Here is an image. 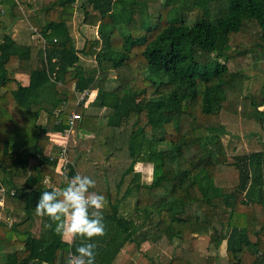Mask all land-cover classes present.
<instances>
[{
	"label": "trees",
	"instance_id": "16d2710c",
	"mask_svg": "<svg viewBox=\"0 0 264 264\" xmlns=\"http://www.w3.org/2000/svg\"><path fill=\"white\" fill-rule=\"evenodd\" d=\"M77 8L82 24L96 29L80 48L68 29ZM21 11L43 44L20 45L10 24L2 29L0 186L22 210L16 222L9 224V210L0 221V250L11 251L3 262L68 264L83 238L63 242L56 222L41 216L51 227L37 240L30 221L40 192L81 174L96 181L91 191L107 201L100 209L104 234L89 238L94 264H113L121 249L149 239L180 247L198 237L216 249L225 241L227 264H264V149L229 163L220 123L223 112L240 114L264 134V83L257 95L242 92L246 72L264 63V0H0V16L12 23L23 19ZM88 59L91 70L82 65ZM112 73L116 85L109 87ZM70 112L79 116L73 127ZM41 114L52 123L51 139L37 123ZM70 129L90 138L66 147L60 170L47 149L56 142L52 130ZM137 163L150 164L152 175L148 183H132L133 219L120 210L132 193L131 186L123 189L125 179ZM230 167L235 183L227 190L216 180ZM255 206L262 213L256 222ZM196 263L202 264H187Z\"/></svg>",
	"mask_w": 264,
	"mask_h": 264
},
{
	"label": "rangeland",
	"instance_id": "374dc122",
	"mask_svg": "<svg viewBox=\"0 0 264 264\" xmlns=\"http://www.w3.org/2000/svg\"><path fill=\"white\" fill-rule=\"evenodd\" d=\"M50 1H54V0H44V4ZM89 12L91 13V11ZM20 14L23 17V19H18L14 21L13 23L11 22L12 20L9 18V16H5L4 14H3L4 15L3 17L0 16V22L2 24L0 25V42L3 36L2 29L4 25L8 24L9 26L10 24L9 34L12 36L13 39H15L16 42L20 44L22 43V44L32 46V48H35V49L41 48L43 43L40 38V34H38L36 26L33 25V23H30L28 21L29 17L25 16L22 11ZM81 21H82V15L80 14L77 8L76 13L74 14L71 22L68 23V29H69L71 36L75 40V43L78 48L82 46L84 40H90L96 37L95 27L87 26V25L85 26L84 24H82ZM15 34H17L16 37L14 36ZM82 65H83V68L86 70H91L92 68H94V62L91 59H88L85 62L83 61ZM246 74H248V76L250 77V80L242 84L243 94L251 92V94L257 95L261 85L264 83V63L256 64L252 69L247 71ZM112 75L114 74L112 73L109 76V80L107 81L109 87H113L116 85L115 76H112ZM25 76L26 75L24 74H19V75H16V78L20 80L21 84H26L23 81V78H25ZM3 92L4 91L1 89L0 95ZM244 108L246 110L245 112L246 114L250 112L249 106H245V107L239 106L238 110L240 109L243 110ZM7 112H9L10 116L14 117L13 111L8 109ZM70 113H73V112H70ZM45 117L46 116H44V118L43 116H40L37 123L43 127L45 125H48L49 126L47 127L48 135H50L49 132L51 131L50 126L52 123L50 122L49 119H47V117L46 118ZM0 119L3 122L1 117ZM16 120L18 119L16 118ZM220 123L224 126L225 132H226L221 137V140H222L223 145L226 148V153L228 156L229 163H231V160L233 159L234 156L246 154L251 151H261L262 148L264 149V145H263L264 134L260 133L259 127L257 123L254 122V120L244 118L240 114L235 115V114L223 112L220 117ZM11 129H14V126H11ZM48 138H50V136H48ZM217 177L218 179L216 180V184L219 187L227 189L229 186L235 183V170L231 167L223 168V171L221 170V172L217 174ZM0 182H1V177H0ZM229 189L230 187L227 190ZM6 207L9 208L8 210L12 212L13 214L12 218L9 221V224H10L12 221H14V204L12 203V201H10L9 198H6V200L4 201L3 209H0V221L7 219L6 212L4 211ZM252 215H253V221L255 222L258 221L262 217L261 208L255 206L253 208ZM189 240L190 239L187 238L185 240L187 242H185L184 245L180 248L181 250L178 252H175L173 256L169 252H166L167 255H165V258L163 260H159L158 262H160V264H170L169 262L171 261L173 264H187L191 260L194 259V263L201 261V263L204 264L203 262L205 258L204 254L194 252V250H193L194 252L193 254L191 255L189 254L188 250H190L191 248L195 249L194 242H191V244H189L188 243Z\"/></svg>",
	"mask_w": 264,
	"mask_h": 264
},
{
	"label": "crops",
	"instance_id": "0c3cea01",
	"mask_svg": "<svg viewBox=\"0 0 264 264\" xmlns=\"http://www.w3.org/2000/svg\"><path fill=\"white\" fill-rule=\"evenodd\" d=\"M15 37L17 34L14 35ZM32 39V38H31ZM15 40V39H14ZM18 43V42H16ZM20 44V43H18ZM20 45H23L22 43ZM26 45V44H25ZM18 79V78H17ZM19 80V79H18ZM20 81V80H19ZM24 83H26V78H23ZM25 85V84H24ZM82 97V96H81ZM79 97V99L81 98ZM93 97L90 96L89 100ZM88 100V101H89ZM100 114L103 112H99ZM44 118V114L41 115ZM46 118V117H45ZM43 124V123H42ZM49 127L48 125H45V128L47 129ZM52 129V125L50 126ZM48 131V129H47ZM53 135L56 137L55 143L51 142L49 144V147L47 149L48 154L56 157L57 159V166H61L63 164V159H61V151L62 148L68 147V145H72L73 147L78 143L81 139H87L90 138V136H83L81 134L76 133L75 129H70L64 133H56L52 130ZM47 136L48 133H47ZM51 139V138H50ZM57 167V168H58ZM59 170H55V173H58ZM137 176V177H134ZM152 175V166L150 164L146 163H137L134 167V174L126 177L125 184L123 186V189H126L127 187H130L131 189V195L124 201L126 206L120 210L121 215H123L126 218H133L135 217L134 209H135V198L137 196V191L134 188H132L133 182H139L142 183H148L151 180ZM132 180V182H131ZM131 182V184H130ZM43 185L46 187H50L49 180L43 182ZM9 208L6 207L4 210L5 212ZM22 216V210H21V203H14V222L17 221V219ZM211 223H216L215 218H210L208 220ZM67 217H65V224H67ZM30 232L31 237L34 239H39L42 235H45V231L47 228H45L44 225H42L41 216L37 215L36 212L32 214V220L30 221ZM141 240V239H140ZM62 241L67 244H72L74 241V236L65 231L62 236ZM191 242H194V248H191L190 250H194V252L202 253L205 255V258L207 262L205 264H227V257H226V242H222L220 246L216 249L212 245L208 243L207 238L205 237H198L195 240H189V244ZM184 244H182L180 247L176 241L165 244L161 241H158L156 239L149 241H144L141 243L138 249H135L134 245H128L120 250V252L117 255V259L113 262V264H148L147 260H151L152 262L156 264H160L158 262L159 260H163L165 258L166 252H169L170 254H173L175 252L180 251L181 247ZM188 245V244H187ZM168 246V247H167ZM21 247H15L14 251L20 250ZM11 252L9 250H2L0 251V264H5L2 260V257L4 254ZM212 258V259H211ZM198 260V259H197ZM171 262V261H170ZM169 262V263H170ZM45 264V263H43Z\"/></svg>",
	"mask_w": 264,
	"mask_h": 264
},
{
	"label": "clouds",
	"instance_id": "9594fccd",
	"mask_svg": "<svg viewBox=\"0 0 264 264\" xmlns=\"http://www.w3.org/2000/svg\"><path fill=\"white\" fill-rule=\"evenodd\" d=\"M67 181L63 187L40 192L35 212L56 222L54 231L58 234L67 231L83 238L69 264H94L95 242L89 238L104 234L105 225L100 209L106 205V197L103 193L91 191L96 181L88 175L76 174ZM65 217L67 224L64 223ZM44 226L49 228L51 224L46 222Z\"/></svg>",
	"mask_w": 264,
	"mask_h": 264
},
{
	"label": "built area",
	"instance_id": "2783aa9c",
	"mask_svg": "<svg viewBox=\"0 0 264 264\" xmlns=\"http://www.w3.org/2000/svg\"><path fill=\"white\" fill-rule=\"evenodd\" d=\"M87 93H85L84 95H82V97L79 99V102L82 100V98L86 95ZM79 119V116L76 112H73L70 114L69 118H68V124L70 127H73V124L76 120ZM66 132V131H65ZM65 151V148H62V151H61V159H63V164L61 166L58 167V169L62 170L65 165H66V160L64 159V152ZM47 179H45L44 181H46ZM10 196H13V193L11 192L10 193ZM5 198H6V193H5V189L3 187L0 186V209H3L4 207V201H5ZM74 253L72 252H69L68 253V264L70 261H72L73 257H74Z\"/></svg>",
	"mask_w": 264,
	"mask_h": 264
}]
</instances>
